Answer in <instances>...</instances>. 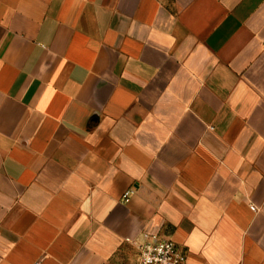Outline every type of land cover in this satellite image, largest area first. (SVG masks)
<instances>
[{"label": "crops", "instance_id": "obj_1", "mask_svg": "<svg viewBox=\"0 0 264 264\" xmlns=\"http://www.w3.org/2000/svg\"><path fill=\"white\" fill-rule=\"evenodd\" d=\"M144 233L264 264V0H0V264Z\"/></svg>", "mask_w": 264, "mask_h": 264}, {"label": "built area", "instance_id": "obj_2", "mask_svg": "<svg viewBox=\"0 0 264 264\" xmlns=\"http://www.w3.org/2000/svg\"><path fill=\"white\" fill-rule=\"evenodd\" d=\"M131 193L132 191L124 193V203L129 201ZM249 209L252 212L256 211L252 205ZM135 247L138 251L137 264H186L185 255L181 249L172 241L160 238L156 234H142V240L135 243Z\"/></svg>", "mask_w": 264, "mask_h": 264}]
</instances>
